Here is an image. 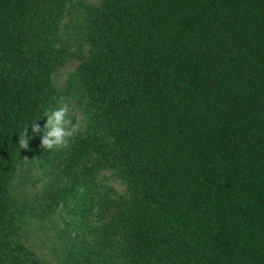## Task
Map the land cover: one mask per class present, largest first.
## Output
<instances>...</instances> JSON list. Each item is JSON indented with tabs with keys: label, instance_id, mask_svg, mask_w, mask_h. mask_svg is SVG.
I'll use <instances>...</instances> for the list:
<instances>
[{
	"label": "trees",
	"instance_id": "obj_1",
	"mask_svg": "<svg viewBox=\"0 0 264 264\" xmlns=\"http://www.w3.org/2000/svg\"><path fill=\"white\" fill-rule=\"evenodd\" d=\"M71 4L0 0V264H52L29 222L54 264H264V0ZM61 96L85 132L50 151L29 128L21 149ZM34 169L48 183L17 200Z\"/></svg>",
	"mask_w": 264,
	"mask_h": 264
},
{
	"label": "rangeland",
	"instance_id": "obj_2",
	"mask_svg": "<svg viewBox=\"0 0 264 264\" xmlns=\"http://www.w3.org/2000/svg\"><path fill=\"white\" fill-rule=\"evenodd\" d=\"M102 3V0H72L73 10L80 7H92L99 6ZM76 13L75 11L67 16L63 21V26L65 24L69 25L70 21L73 20ZM78 66V60L71 59L68 63L58 69V71L52 76V83L57 91H62L67 84V81L76 70ZM83 103L79 104L76 97L70 96H61L55 98L53 105L46 111V114L56 109L57 107L68 105L70 108L69 119L73 123H79V133H84L86 129V117L83 111ZM45 114V115H46ZM47 117H44V125L46 123ZM23 177H22V176ZM103 187H106L112 190L114 193L121 195L123 197L127 196L125 183L118 177V175L111 170L103 171L99 174L97 180ZM48 183V178L42 176L40 171L33 170L28 174H21L20 170L16 173L12 181V195L17 200H22L25 197H32L44 188ZM29 229L32 232L31 242L35 243L33 250L39 256H42L44 259L51 261L52 264L55 263L56 259L53 252L51 251V243L48 240H45L44 236H41L39 232L34 231L35 225L29 222ZM52 232H47L46 235L50 236Z\"/></svg>",
	"mask_w": 264,
	"mask_h": 264
},
{
	"label": "clouds",
	"instance_id": "obj_3",
	"mask_svg": "<svg viewBox=\"0 0 264 264\" xmlns=\"http://www.w3.org/2000/svg\"><path fill=\"white\" fill-rule=\"evenodd\" d=\"M70 108L68 105L57 107L51 112L47 113L46 123L43 129L39 125L32 123L23 133L19 135V145L21 149H27L29 140L33 138L36 133H41V145L47 150H62L67 148L72 139L78 134L80 124L73 123L69 119ZM31 128L33 136L28 135V129Z\"/></svg>",
	"mask_w": 264,
	"mask_h": 264
}]
</instances>
